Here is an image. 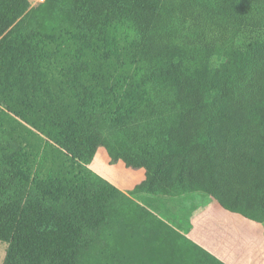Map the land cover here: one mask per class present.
I'll use <instances>...</instances> for the list:
<instances>
[{
	"label": "trees",
	"instance_id": "1",
	"mask_svg": "<svg viewBox=\"0 0 264 264\" xmlns=\"http://www.w3.org/2000/svg\"><path fill=\"white\" fill-rule=\"evenodd\" d=\"M197 198L264 227V0H45L0 39L2 264H223Z\"/></svg>",
	"mask_w": 264,
	"mask_h": 264
},
{
	"label": "crops",
	"instance_id": "2",
	"mask_svg": "<svg viewBox=\"0 0 264 264\" xmlns=\"http://www.w3.org/2000/svg\"><path fill=\"white\" fill-rule=\"evenodd\" d=\"M34 1L0 0V39L34 8ZM94 172L124 193L131 191L144 178V171L137 170L138 182L134 183L133 176L115 175L99 164L94 165ZM190 224L187 238L223 264H264L263 225L226 211L210 200H204L194 209Z\"/></svg>",
	"mask_w": 264,
	"mask_h": 264
},
{
	"label": "rangeland",
	"instance_id": "3",
	"mask_svg": "<svg viewBox=\"0 0 264 264\" xmlns=\"http://www.w3.org/2000/svg\"><path fill=\"white\" fill-rule=\"evenodd\" d=\"M108 159H109V157L107 155V152L105 151L104 148H102V149H100V152H98V154L96 155L95 160L93 161V163L90 165L89 168L94 172V165L95 164L103 165L105 168H107L108 170L112 171L113 174H115V175L122 176V175L128 174V175L134 177L132 182H134V183L138 182V179L135 176V175H137L136 174L137 170H133V169H130V168H125L124 164L121 163V162L118 163L117 165L111 164L110 162L108 163ZM97 173L98 172H96V174ZM202 203H204V199L200 200V198H197L195 200V202H194L195 206H194L193 209H195L196 207H198ZM186 206L183 205L181 207L182 208H187V210H189V212L193 213L194 210L192 209V207L188 208L189 207V203H186ZM191 210H193V211H191ZM6 250H7V244L2 242V241H0V264L3 263L4 257H5V254H6Z\"/></svg>",
	"mask_w": 264,
	"mask_h": 264
},
{
	"label": "built area",
	"instance_id": "4",
	"mask_svg": "<svg viewBox=\"0 0 264 264\" xmlns=\"http://www.w3.org/2000/svg\"><path fill=\"white\" fill-rule=\"evenodd\" d=\"M44 2L45 0H35L33 6L34 8L39 9L43 6Z\"/></svg>",
	"mask_w": 264,
	"mask_h": 264
}]
</instances>
